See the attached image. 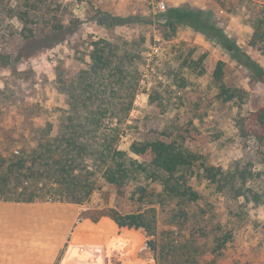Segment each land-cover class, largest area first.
Segmentation results:
<instances>
[{"label":"rangeland","instance_id":"rangeland-1","mask_svg":"<svg viewBox=\"0 0 264 264\" xmlns=\"http://www.w3.org/2000/svg\"><path fill=\"white\" fill-rule=\"evenodd\" d=\"M164 1L167 9L158 12L152 0H0V158L6 165L21 154L31 158L40 142L66 135V120L75 118L78 123L85 115L80 108L74 112L64 91L67 75L79 89L78 101L82 86L103 83L99 89L113 104L132 102L115 143L129 156L137 158L131 151L133 142L188 131V145L201 157L190 182L203 196L191 204V216L198 214V226L214 234L221 232L217 219L223 227L217 235L227 239L226 247L211 244L212 237L196 239L191 247L170 218L171 203L154 204L155 237L142 228L117 227L107 216L93 222L94 213L103 209L127 214L151 206L136 200L135 183L120 192L106 183L103 162L90 148L79 160L92 172L95 187L85 202L49 197L30 203L0 200V264H63L72 248L74 264H88L90 256L84 254L92 251L91 264H264V203L248 201L243 194L235 197L229 189L216 192L202 172V165L228 170L232 163L250 164L254 178L244 189L264 198V146L252 117L264 108V84L222 44L182 24L173 29L163 24L171 9L205 10L264 69V44L253 39L264 0ZM112 17L126 21L116 23ZM97 47L129 71L122 83L108 76L110 68L81 81V71L93 67ZM219 62L225 63L223 80L233 94L226 102L213 77ZM129 87L135 88L131 95ZM152 92L159 95L162 112L150 106ZM117 118L108 113L107 128L115 126L111 119ZM78 138L88 142L82 135ZM0 171L11 178L12 199L20 172L14 170L10 176L5 166ZM104 218L117 226L100 222ZM103 224L110 228L100 227Z\"/></svg>","mask_w":264,"mask_h":264},{"label":"trees","instance_id":"trees-1","mask_svg":"<svg viewBox=\"0 0 264 264\" xmlns=\"http://www.w3.org/2000/svg\"><path fill=\"white\" fill-rule=\"evenodd\" d=\"M210 15L197 7H178L171 9L163 24L172 29L175 25L182 24L222 44L233 58H237L241 65L253 70L257 79L264 84V69L253 61L245 50L216 24ZM111 19L116 23L126 21L123 17H112ZM253 39L255 42L264 44V11L262 17L254 24ZM105 45L108 46L109 44L106 43ZM94 54L92 57L94 59L93 67L81 71V81L90 78L92 74L104 73L108 68L111 72L108 76L117 82L122 83L124 78H127L129 71L122 67L123 63H114L111 53H108L109 57H107L104 54V48L97 47ZM204 58L205 55L201 59ZM224 66V62H219L213 77L219 83L221 95L224 96L226 102L233 98V94L223 80ZM70 77L67 75L62 80L64 91L74 104V112L80 108L85 112V115L77 119L78 123H75V118L66 120V135L40 142L37 150L33 151L31 158L30 155L28 157V155L22 156V154L14 156L9 159L8 165L2 163L0 158V168L5 166L10 176L13 175L14 170L20 172L15 176V181L18 183L14 186L16 195L12 199L13 193H9L12 187L9 183L11 178L1 176L0 173V200L30 203L49 197V199L57 200L59 198L61 201L71 203L85 202L95 187L91 179L92 172L84 169L83 162H79V160L91 148L93 154L95 153L103 162V179L106 183L113 185L119 192L131 182L135 183L134 195L139 196L136 200L146 204V206H151L144 211L127 214L120 213L114 208L103 209L94 213L95 215L91 217L93 222H98L99 219L107 216L118 226L107 218L100 222L109 221L120 228H142L148 236L155 237L157 234L155 205L159 204L163 207L164 204L171 203L174 207L171 209L170 218L179 230L184 231L183 236L189 238L188 243H191V247H195L198 243L195 242L196 239L204 240L205 238L207 240L209 237H212L210 239L211 244L221 248L226 247L227 239H221L217 235L222 234L223 228L217 219L214 222L218 224L217 230L221 229V232L214 234L213 229L206 230V228L201 229L198 226L201 222L198 214L195 215L196 217L191 216V204L197 203L203 196L200 190L190 182L193 172L200 167L197 164H199L201 157L190 149L187 140L192 139L185 135V133L188 134V131L170 135L163 134L152 141L133 142L131 151L137 158L131 157L126 151L119 150L115 143L120 138L121 125L127 119L132 102L113 104L109 100L110 96L107 95V92L104 89H99L103 83L96 85L93 82L80 88L82 98H79L78 101L75 98V93L76 91L79 92V89L75 88ZM134 90L133 87L126 89L130 95ZM157 96L159 97L158 94L155 96L153 92L151 93L150 106L158 112H162L164 106ZM108 113L113 114L115 118L118 117L117 121L114 120L115 123L111 119L115 126L109 128H107L109 124L106 125L104 121ZM252 117L258 125L257 139L264 146V108L252 113ZM96 132H101L102 135L97 137ZM77 135L78 137L79 135L86 137L88 142L83 143ZM101 139L102 142L99 143ZM202 166L204 167L202 172H205L204 178L213 184L216 192H225L226 189H229V192L235 197L243 194L248 201L256 204L264 203L263 195L259 192L249 188L244 189L247 181L254 178L250 164L241 166L239 162L234 163V165L232 163L228 170L213 165ZM21 176H23L22 179ZM19 188L20 191H18ZM207 220L209 222L212 218L209 217ZM100 227L110 228L106 224ZM112 233H115V229L112 230ZM153 242L151 240L150 244H153L155 249L156 246ZM163 249L164 246L161 250ZM84 255L90 256L86 263H93L95 252H86ZM76 258L72 248L65 257L63 264H74Z\"/></svg>","mask_w":264,"mask_h":264},{"label":"built area","instance_id":"built-area-1","mask_svg":"<svg viewBox=\"0 0 264 264\" xmlns=\"http://www.w3.org/2000/svg\"><path fill=\"white\" fill-rule=\"evenodd\" d=\"M152 8H154L155 11L162 12L167 9V4L164 0H159V1H153L152 0ZM21 190V189H20Z\"/></svg>","mask_w":264,"mask_h":264}]
</instances>
